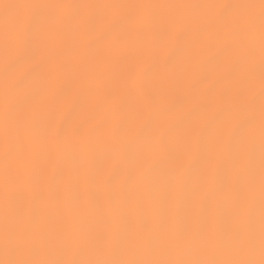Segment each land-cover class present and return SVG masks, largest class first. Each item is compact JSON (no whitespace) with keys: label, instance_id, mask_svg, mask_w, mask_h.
Listing matches in <instances>:
<instances>
[{"label":"snow or ice","instance_id":"snow-or-ice-1","mask_svg":"<svg viewBox=\"0 0 264 264\" xmlns=\"http://www.w3.org/2000/svg\"><path fill=\"white\" fill-rule=\"evenodd\" d=\"M0 264H264V0H0Z\"/></svg>","mask_w":264,"mask_h":264},{"label":"bare ground","instance_id":"bare-ground-1","mask_svg":"<svg viewBox=\"0 0 264 264\" xmlns=\"http://www.w3.org/2000/svg\"><path fill=\"white\" fill-rule=\"evenodd\" d=\"M3 2H7V0H3Z\"/></svg>","mask_w":264,"mask_h":264}]
</instances>
